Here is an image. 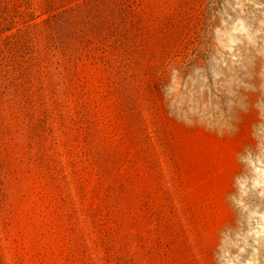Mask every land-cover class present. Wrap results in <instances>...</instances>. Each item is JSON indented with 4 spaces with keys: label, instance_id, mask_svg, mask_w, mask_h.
<instances>
[{
    "label": "rangeland",
    "instance_id": "rangeland-1",
    "mask_svg": "<svg viewBox=\"0 0 264 264\" xmlns=\"http://www.w3.org/2000/svg\"><path fill=\"white\" fill-rule=\"evenodd\" d=\"M0 264H264V0H0Z\"/></svg>",
    "mask_w": 264,
    "mask_h": 264
}]
</instances>
